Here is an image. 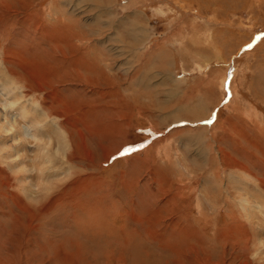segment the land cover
Masks as SVG:
<instances>
[{"label": "rangeland", "instance_id": "1", "mask_svg": "<svg viewBox=\"0 0 264 264\" xmlns=\"http://www.w3.org/2000/svg\"><path fill=\"white\" fill-rule=\"evenodd\" d=\"M0 264H264V0H0Z\"/></svg>", "mask_w": 264, "mask_h": 264}, {"label": "snow or ice", "instance_id": "2", "mask_svg": "<svg viewBox=\"0 0 264 264\" xmlns=\"http://www.w3.org/2000/svg\"><path fill=\"white\" fill-rule=\"evenodd\" d=\"M256 39H260V37H257ZM252 47H253V45L252 44H249V45H247V49L246 50L251 49ZM230 86H231V73H229V79L226 80L225 81V84H224L225 92L228 95H231ZM207 122L210 123L211 121H207ZM134 151H136V148L129 147V148H127V149L124 150V153H130V152H134ZM124 153H122V154H124Z\"/></svg>", "mask_w": 264, "mask_h": 264}]
</instances>
